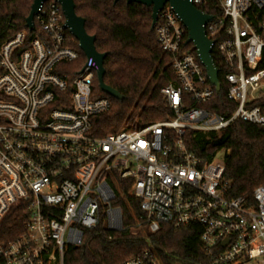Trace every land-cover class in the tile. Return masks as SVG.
I'll return each instance as SVG.
<instances>
[{
	"label": "built area",
	"instance_id": "2783aa9c",
	"mask_svg": "<svg viewBox=\"0 0 264 264\" xmlns=\"http://www.w3.org/2000/svg\"><path fill=\"white\" fill-rule=\"evenodd\" d=\"M190 2L211 16L203 29L232 106L227 115L205 107L219 89L168 3L154 25L174 75L160 88L166 117L101 136L94 117L110 108L109 95L93 94L92 57L71 79L63 73L79 52L56 0L39 5L32 28L25 23L0 39V220L11 205L26 204L22 232L0 242V264H64L83 228L122 227L113 202L127 195L142 212L133 216L134 228L153 233L162 223L198 224L208 258L198 264H264V186L252 191L254 203L227 197L224 151L207 159L188 146L197 133L219 132L235 120L264 126V0ZM120 264L162 262L145 248Z\"/></svg>",
	"mask_w": 264,
	"mask_h": 264
},
{
	"label": "trees",
	"instance_id": "16d2710c",
	"mask_svg": "<svg viewBox=\"0 0 264 264\" xmlns=\"http://www.w3.org/2000/svg\"><path fill=\"white\" fill-rule=\"evenodd\" d=\"M32 1L0 0V39L25 28ZM74 11L84 19L87 34L94 36L96 50L105 53L102 81L119 94L117 98L109 96L110 108L94 117V133L101 136L129 123L141 125L165 118L168 111L160 88L173 81L174 75L170 55L161 52L155 30L150 28L151 8L125 0H74ZM9 21L15 25L14 29L7 26ZM74 47L79 57L65 62L62 70L68 79L78 72L85 59L77 42ZM212 58L219 68L220 87L212 99L214 104L205 107L227 115L232 106L225 98L226 85L218 60L214 54ZM92 89L94 95H106L100 90L96 76ZM69 91L70 87L65 92L67 96ZM52 106L65 105L54 102ZM188 146L207 159L223 150L225 195L245 197L254 203L252 191L264 186V126L235 120L219 132L197 133L188 140ZM113 203L121 208L122 227L114 231L101 224L83 228L79 245L66 250L64 264H120L145 248L155 251L162 264H198L208 259L200 245L198 224L174 228L162 223L153 233L133 232V216L142 214L138 201L127 195L125 201L119 199ZM25 209L26 204L20 201L4 214L0 220V242L22 232Z\"/></svg>",
	"mask_w": 264,
	"mask_h": 264
},
{
	"label": "water",
	"instance_id": "95a60500",
	"mask_svg": "<svg viewBox=\"0 0 264 264\" xmlns=\"http://www.w3.org/2000/svg\"><path fill=\"white\" fill-rule=\"evenodd\" d=\"M47 0H33L30 11L25 19L26 26L32 28V19L37 12L39 5ZM62 9L65 17V26L75 38L80 50L86 57H92L97 63L96 78L101 91L111 97H119L116 90L106 85L102 81L104 73L103 60L105 53L98 52L94 46V36L87 34L84 28V19L74 11V0H56ZM127 3L135 2L151 8V25L153 29L157 20V13L165 3H168L177 14L187 31V42L194 45L198 58L206 70L209 81L219 89L217 78V68L210 56L211 42L205 37L203 25L210 19L207 15L199 11L190 0H125ZM227 240L223 241V245Z\"/></svg>",
	"mask_w": 264,
	"mask_h": 264
},
{
	"label": "rangeland",
	"instance_id": "374dc122",
	"mask_svg": "<svg viewBox=\"0 0 264 264\" xmlns=\"http://www.w3.org/2000/svg\"><path fill=\"white\" fill-rule=\"evenodd\" d=\"M133 232L139 231L141 233H145L147 231V228H145L143 225H141L140 227H135L132 229Z\"/></svg>",
	"mask_w": 264,
	"mask_h": 264
}]
</instances>
